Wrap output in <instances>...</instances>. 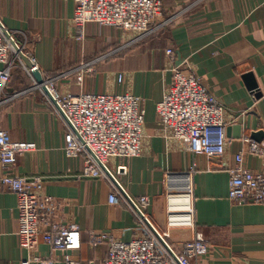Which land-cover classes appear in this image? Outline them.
Wrapping results in <instances>:
<instances>
[{
	"label": "crops",
	"instance_id": "1",
	"mask_svg": "<svg viewBox=\"0 0 264 264\" xmlns=\"http://www.w3.org/2000/svg\"><path fill=\"white\" fill-rule=\"evenodd\" d=\"M160 1L170 20L139 40H134L132 31L94 22L86 23L83 39H77L73 0H0V21L17 41L23 42L25 34L26 49L33 51L46 76L95 60L82 86L74 75L57 80L61 92H128L143 98L141 152L128 160L110 157L107 165L113 171L126 165V173L116 178L130 197H150L148 212L155 225L165 223L168 177L181 178L173 181V186L180 185L181 175L188 173L189 182L186 179L182 188L190 183L194 231L208 246L197 263L264 264V203L237 204L227 195L228 169L239 151L244 167L264 172V154L247 152L243 141L250 131H264V0ZM168 47L174 49L175 64L192 70L223 104L224 120L231 128L220 159L188 153L160 122L156 104L171 79ZM247 73L257 88L249 86ZM30 87V79L16 65L0 92V128L12 140L35 145L18 155L10 171L31 182L38 179L40 186L34 185V190L62 203L54 219L78 225L81 245L74 250L55 249L41 234L34 249L21 246L15 193L0 186V264H20L28 257L38 258L30 264H65L67 255L101 263L107 243L92 246V232H108L116 240L128 241L143 230L126 205L108 201L109 181L83 175L82 157L65 156L62 121L44 95ZM14 93L18 94L7 99ZM235 125L241 126L239 137L233 136ZM259 142L264 146V138ZM47 228L43 224L41 230ZM194 231L174 227L167 239L179 250Z\"/></svg>",
	"mask_w": 264,
	"mask_h": 264
},
{
	"label": "built area",
	"instance_id": "2",
	"mask_svg": "<svg viewBox=\"0 0 264 264\" xmlns=\"http://www.w3.org/2000/svg\"><path fill=\"white\" fill-rule=\"evenodd\" d=\"M75 8L73 20L76 38L84 37V27L88 22L98 25L117 26L138 34L140 39L164 26L170 17L163 15L160 0H73ZM0 24V92L10 78L11 69L19 65L31 81V89L39 90L51 109L62 121L64 132L63 152L66 157H82V174L104 178L110 183L108 201L123 203L137 218L143 233L128 241L116 240L108 232H92L89 242L92 246L107 243V252L101 263L94 260L81 262L67 255L65 264H198L197 260L208 252L205 238L194 231L191 187L182 188L189 182L188 173H183L182 184L174 185L179 177H168L170 182L166 192V217L164 226L151 221L148 208L150 197L141 194L130 197L119 184L109 177L101 166H105L114 179L126 173V165H118L111 170L107 163L110 157L129 159L139 155L143 137L144 109L142 97L137 94L120 92H61L56 82L75 76L76 84L82 86L84 75L92 69L95 60L83 61L76 66L62 70L53 76L44 75L33 51L26 49L24 41H17L8 31L7 37ZM11 40H14L16 49ZM28 58L29 64L20 56ZM171 70V79L161 99L156 104V112L169 134L179 140L184 149L193 155L203 154L220 159L225 153L227 140L224 107L208 90L199 77L190 69L175 64L172 47L165 50ZM39 71L42 82H38L34 72ZM122 79V74H117ZM46 87L47 94L43 87ZM19 93V92H18ZM18 93L7 97L11 99ZM246 151L256 155L264 154V146L245 135ZM30 141L12 140L8 132L0 128V186L11 190L16 196L17 238L21 246L34 249L42 234L43 240L55 249L74 250L81 245L80 229L75 223L64 224L54 217L62 203L51 195L34 190L40 184L28 181L26 176L10 171L18 155L34 149ZM243 151L234 156V164L229 167L228 198L237 204L264 203V172L253 171L243 166ZM187 174V175H186ZM178 179V180H177ZM36 180V181H35ZM35 182V183H33ZM33 183V185H32ZM35 185V186H34ZM183 193L187 201L171 203L175 194ZM43 224L48 225L41 230ZM183 227L193 230V235L184 240L179 250L168 241L170 229ZM163 238L166 245L155 234ZM37 257H28L20 264H30Z\"/></svg>",
	"mask_w": 264,
	"mask_h": 264
},
{
	"label": "water",
	"instance_id": "3",
	"mask_svg": "<svg viewBox=\"0 0 264 264\" xmlns=\"http://www.w3.org/2000/svg\"><path fill=\"white\" fill-rule=\"evenodd\" d=\"M0 24H1V21H0ZM3 32H4V34L7 36V37H9V33H8V31L7 30H5V29H3ZM11 42H12V44H13V46L16 48V49H18L17 48V46H16V43H15V41L14 40H11ZM20 56L22 57V59L25 61V63L26 64H29V61H28V58H27V56L25 55V54H23L22 52H20ZM34 76H35V78H36V80L38 81V82H42V75H41V73L39 72V71H36V72H34ZM247 78H248V81H249V86L251 87V88H257V83H256V81H255V79L253 78V76H252V74H250V73H247L246 75H245ZM44 88V90H45V92L47 93V94H49V92H48V90H47V88L44 86L43 87ZM256 95L257 96H261L262 95V92L261 91H259V90H257V93H256ZM230 128H231V126H228L227 128H226V134H227V136H229L230 134ZM233 129H234V133H233V136H235V137H239L240 136V132H241V126L240 125H235L234 127H233ZM250 138H252L253 140H255V141H261L263 138H264V131L262 130V129H258V130H256V131H250ZM101 166L104 168V170L107 172V174L109 175V177L116 183V185L117 186H119V183H117V181L114 179V177L111 175V173L108 171V169L105 167V166H103L102 164H101ZM120 187V186H119ZM154 230V229H153ZM154 232H155V234L159 237V239L166 245V243H165V241L163 240V238L154 230Z\"/></svg>",
	"mask_w": 264,
	"mask_h": 264
},
{
	"label": "bare ground",
	"instance_id": "4",
	"mask_svg": "<svg viewBox=\"0 0 264 264\" xmlns=\"http://www.w3.org/2000/svg\"><path fill=\"white\" fill-rule=\"evenodd\" d=\"M186 187V185H185ZM175 201H179V202H184L187 201V196L184 194H178V195H174L172 197L171 203L175 202Z\"/></svg>",
	"mask_w": 264,
	"mask_h": 264
},
{
	"label": "rangeland",
	"instance_id": "5",
	"mask_svg": "<svg viewBox=\"0 0 264 264\" xmlns=\"http://www.w3.org/2000/svg\"><path fill=\"white\" fill-rule=\"evenodd\" d=\"M156 32V31H155ZM155 32H153V33H155ZM153 33H150V34H148V35H146L145 37H150L151 35H153ZM138 34H136L135 33V38H134V40H139V38H138ZM144 38V37H143ZM140 39H142L141 37H140ZM70 68V67H69Z\"/></svg>",
	"mask_w": 264,
	"mask_h": 264
}]
</instances>
